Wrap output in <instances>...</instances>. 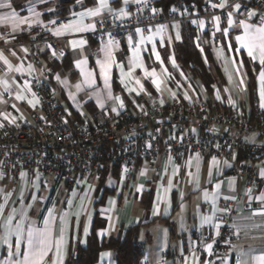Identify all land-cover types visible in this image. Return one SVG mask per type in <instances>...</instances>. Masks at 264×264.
<instances>
[{"label":"crops","instance_id":"obj_1","mask_svg":"<svg viewBox=\"0 0 264 264\" xmlns=\"http://www.w3.org/2000/svg\"><path fill=\"white\" fill-rule=\"evenodd\" d=\"M0 3L11 4L10 9H0V12L15 11L21 17L29 16L28 9L34 5L35 10L41 14L40 23L32 25L31 28L21 26L23 30L17 32H12L10 27L0 25V51L13 65V70L9 71L7 65L0 60V81L8 82L7 90L0 83V113L8 117L5 119L4 115H0V123L13 126L24 121L32 123L34 116L39 112L38 100L33 95L29 78L34 67L24 48L14 46V43L33 37L44 26L57 23V26L51 30L55 35V30L61 25L77 18L74 14L98 6V0H81L80 3L76 1L65 15L60 14L56 0H42V2L38 0H0ZM134 3L136 0H128L127 3L124 0H110L109 6L113 11L104 10L100 16L84 18L85 24H95L94 29L81 33L55 35L64 50L62 57L67 58V65L54 72L53 83L56 96L57 91L62 88L59 90L61 100L58 99L57 102L62 108L69 110L72 119L81 123L93 124L95 113L98 110H105L117 118L125 111L135 114L138 105L142 102L150 107H162L177 99H210L215 106L235 108L240 112L250 113L253 97L256 96L261 106L259 81L261 66L258 61L248 56L247 49L241 47L235 39L237 35L242 34V27L234 28L225 35L222 27L218 26L220 30L216 31L217 44H214L211 37L220 70L216 74L212 90H207L199 81L198 87L192 83L185 84L186 89L182 92L179 76L173 73L171 68H178L181 74L185 72L177 63L174 55V46L182 39L181 26L180 23H171L167 24L165 30L159 35L157 34L158 26L150 35L140 34V40L142 36L145 38L143 44L133 45L132 40L129 42V39L124 42L114 41L111 54L115 62L110 68V85L114 93L122 96L123 108L113 104L108 105L105 97H92L84 101V106L89 113L86 117V114L71 100L63 86L68 83L69 77L76 79V83L82 87L104 86L97 60L105 58V53L101 49L107 42H97L93 37L94 31L106 17L117 20L128 18L130 8ZM120 9H124L128 15H121ZM260 20L261 18L255 15L248 23L255 25L259 24ZM177 33L180 35L179 40L176 39ZM161 35L164 37L163 40H161ZM148 37L152 39L149 40ZM79 39L85 40L86 44L73 48L69 41ZM153 44L160 54L162 64L156 60L152 50ZM137 45H139L140 60L144 66L149 71L155 69L159 79L161 72L175 93L169 94L164 90L166 95L163 96L162 86L157 90L151 82L152 78L145 77L140 68H136L131 77L125 75L122 82L121 69L118 65H123L124 72L127 73ZM53 59L56 58L50 53L42 52L39 67L50 66ZM173 59L175 64L172 62ZM81 60H86L87 63L77 67L76 62ZM233 60L237 65L240 62L243 63L240 74L235 72ZM28 65H32L31 70L28 69ZM17 66L23 67L25 71L16 72L15 67ZM81 68L85 72H93L96 80L94 85H87L83 82L84 76L81 74ZM165 69H167L166 72ZM61 70L69 71L70 76L60 75ZM229 76L232 77L231 80ZM136 79L141 81L143 89L135 83ZM240 79H243V84L239 83ZM192 80L197 79L192 78ZM129 89L134 90L129 91ZM17 94L23 95L24 99H16ZM30 100L33 103H29ZM113 108L116 110L113 111ZM13 118L15 122H12ZM246 141L249 144L264 147V136L262 135H250ZM212 158L208 155L190 154L183 156L179 161H172L160 156L156 168H153L147 159H143L130 176H121L115 170L106 171L101 177L90 176L73 194L71 207L66 211L63 208L65 192L63 181L47 184L44 182V177L39 175L29 177L24 174L18 178L0 176V206L3 208L0 212V236L4 234L5 220L12 214L13 225L23 222L22 252L27 244L28 228H45V220L49 219V209H52L47 227L55 238H59L63 230L65 240L63 264L79 245H86L95 222L104 223V226L96 227V235L100 241L110 237H123L130 228L138 226V241L144 247L141 261L149 264H204L201 255L196 250L197 243L190 238L191 232L199 230L202 233H208L214 230L224 210V204L228 200L239 198L242 202H248L250 208L245 209L242 204L237 206L238 213L234 224L239 231V239L232 246L229 256L220 264H237L236 258L249 260L251 255H257L264 250V215L253 214L264 208V202L257 199V197L264 196V185L249 187L244 176L237 178L231 175L229 173L233 163L231 157L229 159L215 157L219 161L216 166L211 165ZM252 164L254 169L261 174L264 171V156H256ZM169 180H171L172 187L166 192ZM217 184L220 185L219 188H216ZM205 191L210 196L213 193L216 194L215 203L211 199L204 198ZM158 194L161 197L159 200L157 199ZM146 200H149L147 205ZM155 207H158V212L154 215ZM205 216L213 217L211 224L201 223ZM61 217H65L66 224L62 222ZM86 226L88 232L85 235ZM10 240L13 244V252H15L16 237L13 235ZM206 251L210 252L207 247ZM104 253L110 255H103ZM241 253L248 255H241ZM166 254L168 257H165ZM7 258L8 247L0 242V262ZM54 258L53 250L46 257L47 264H52ZM96 264H117V253L111 249L102 250Z\"/></svg>","mask_w":264,"mask_h":264},{"label":"built area","instance_id":"obj_2","mask_svg":"<svg viewBox=\"0 0 264 264\" xmlns=\"http://www.w3.org/2000/svg\"><path fill=\"white\" fill-rule=\"evenodd\" d=\"M156 1L134 3L126 19L104 18L93 37L97 42L109 39L124 42L131 36L136 45L140 43V34L150 35L157 26H164V31L167 24L196 21L194 24L199 26L203 21L204 29L217 44L218 26L228 31L240 28V20L250 21L247 15L250 11L259 18L264 17V0H226L224 8L212 7L222 0H179L166 10L157 6ZM236 3L241 4L238 11L234 7ZM153 8L157 11L153 12ZM228 12L233 13V26L227 23ZM216 16L220 17L219 22L214 20ZM56 26L57 23L44 26L33 37L14 43L27 49L34 67L29 78L39 112L32 123L24 121L14 126L0 123L3 125L0 126V176L18 178L24 173L29 177L42 176L47 184L64 181L65 211L70 209L69 201L88 177H101L110 170L130 176L143 159L156 168L160 156L172 161L190 154L231 157V175L244 176L249 187L264 185V176L252 164L256 156H264V147L246 141L253 134L264 136V108L256 96L250 113L215 106L207 100L177 99L162 107H150L142 102L135 114L125 111L117 118L98 110L93 124L78 122L57 102L53 68L39 67L42 52L55 58L64 55L58 38L51 32ZM239 204L250 208L248 202L239 198L228 200L218 218V230L191 232L190 238L197 243L196 250L204 264L223 262L239 239L234 224ZM208 244H212L209 253Z\"/></svg>","mask_w":264,"mask_h":264},{"label":"snow or ice","instance_id":"obj_3","mask_svg":"<svg viewBox=\"0 0 264 264\" xmlns=\"http://www.w3.org/2000/svg\"><path fill=\"white\" fill-rule=\"evenodd\" d=\"M38 2H42V0H38ZM78 3L81 2V0H77ZM125 3L128 2V0H124ZM137 3H144L145 0H136ZM110 0H98V6L93 7V8H87L85 11L74 14L77 18L69 21L67 24L61 25L58 29L55 30V35L60 36L64 33H81L84 31H88L91 29L95 28V24H85L84 23V18L85 17H97L100 16L101 13L104 10L108 11H113V9L110 8ZM226 6V0H222V2L219 5L213 4L212 7H220L224 8ZM235 9L238 11L241 8L240 3H236L234 5ZM10 9L11 4L9 3H0V9ZM28 11L30 12L29 16H24L21 17L17 12L15 11H6V12H0V25H3L5 27H10L12 32H17L19 30H23L21 26H27L28 28H31L32 25L40 23V12L35 10L34 5L30 6ZM153 12H156L157 10L155 8L152 9ZM120 13L123 16H127L128 13L124 11V9H120ZM248 18L250 19L251 17L255 16V12H248ZM214 20L219 22L220 17L216 16L214 17ZM54 23V22H53ZM193 23H196V21H193ZM200 26H204V22L200 21ZM227 23L229 26L234 25V20H233V13L228 12V18H227ZM239 27H242L243 32L240 35H237L235 37L236 41L239 42L241 47L247 49L248 56L254 60L258 61L261 70L259 72V81H260V98H261V107H264V17H261V20L259 24H251L248 23L246 20H240L239 21ZM164 26H160L158 29L157 34H161L163 32ZM217 30H220L219 27H217ZM137 32H140V29H136ZM223 33L225 35L228 34V28L223 29ZM163 36L161 35V40H163ZM144 37H141L140 44L144 43ZM147 39L151 40L152 37H148ZM176 39H180L179 33L176 35ZM132 37H129V42H131ZM69 43L72 45L73 48L76 47H82L83 45L86 44V41L83 39L79 40H71ZM114 44V41L112 39H109L107 43L104 45V47L101 49L105 53V58L103 60H97V64L100 67V72L103 77V82H104V88L107 90V96L109 98H114L115 100L120 102V107H123V100L119 97H113L112 96V90H111V85H110V68L112 64L115 62L114 57L111 54V48ZM51 47V45H49ZM153 52L155 54L156 60L160 61L161 64L163 61L161 60L159 52L155 50V44H153ZM202 50V49H201ZM26 52L27 49H24ZM55 50H53V55H55ZM63 54V53H61ZM223 54L222 49H221V55ZM15 55V53H13ZM0 60L4 62L5 65H7L8 70L11 71L13 70V65L11 62L8 60L7 56L3 54L2 51H0ZM173 64H175V61L173 59ZM86 60H81L77 61L76 65L77 67H81L82 64H86ZM234 65V70L237 74H240V70L243 67V63L240 62L239 65L236 64V61H232ZM130 67L128 68L127 73L124 72L123 65H118L121 69V77H122V82H123V77L125 75L131 77L132 73L135 71L136 68H140L143 70L145 77L152 78L151 82L157 90L160 89L161 86V80L157 77V73L155 69H152L151 71L148 70L143 64V62L140 60V48L139 45L136 46L133 52V57L130 60ZM28 69H32V65H28ZM16 72H23L25 69L21 66L15 67ZM165 72L167 69L164 70ZM81 74L84 76V83L87 85H94L96 83V80L94 78V74L91 71L85 72L83 68H81ZM59 79V77H57ZM229 79L231 80L232 77L229 76ZM0 83L3 84L4 88L7 90L8 89V82L6 80L0 81ZM135 83L137 85H140V88L143 89V85L141 84V81L139 79L135 80ZM240 84H243L244 81L243 79H240L239 81ZM81 87L80 84L76 85V88L79 90ZM134 89H129V91H133ZM35 95V94H33ZM98 95V94H97ZM174 95V94H173ZM16 99L22 100L24 99L23 95L17 94ZM231 103V101H229ZM29 103H33V101H29ZM163 103V101H161ZM103 106V105H101ZM15 107V105H13ZM116 109L113 108V111ZM0 115H4L5 119H7V115L0 113ZM14 118H13V121ZM0 126H3L0 124ZM219 161L213 157L211 161L212 166L218 165ZM227 163V162H225ZM189 164H191V161H189ZM198 167V165H197ZM211 174V172L209 173ZM23 176L24 173H21ZM189 175L191 176L192 173L190 172ZM261 175L264 176V171L261 172ZM172 187L171 180H169L168 183V188L165 189L167 192L170 190ZM220 185L217 184L216 188H219ZM204 198L211 199L213 203H215L216 199V194L213 193L210 194L205 191L204 193ZM157 199H161L160 195L158 194ZM257 199H260L262 202H264V196L257 197ZM69 203H71L69 201ZM3 211L2 206H0V212ZM158 212V207L154 208L153 214L155 215ZM51 213L52 209H49V219H51ZM254 215L259 214V215H264V208L259 209L256 213H253ZM13 215L10 214L7 219L5 220V223L3 225L4 227V234L0 236V242H2V245H7L8 247V258L5 259L4 261L0 262V264H47L46 257H48L49 252H52L54 250L55 252V258L52 259V264H63V248L65 245V240L63 237V230H62V235L59 238L53 237L50 229L47 227L49 223V219L45 220V225L46 227L43 229H36L33 227H29L27 231V244L25 249L21 252V241L24 238V226L23 222L18 223L16 225H13ZM62 222L66 224L65 217H61ZM213 221L212 216H205L202 218L201 223L202 224H211ZM217 230L220 228V225L217 223L215 225ZM85 235L88 232L87 226L84 228ZM16 237L15 240V252H13V244L11 243L10 238L12 236ZM207 249L210 251L212 249V244H208ZM103 255H110L109 253H104ZM195 255V254H193ZM241 255H248L247 253H241ZM237 264H264V250H262L259 254L257 255H251L249 260H238Z\"/></svg>","mask_w":264,"mask_h":264},{"label":"trees","instance_id":"obj_4","mask_svg":"<svg viewBox=\"0 0 264 264\" xmlns=\"http://www.w3.org/2000/svg\"><path fill=\"white\" fill-rule=\"evenodd\" d=\"M76 1L56 0L60 14H67ZM177 1L179 0H157L156 4L166 10ZM180 26L182 39L174 46L175 59L191 78L200 81L210 91L216 81V74L220 71L211 36L204 27L197 26L192 22H182ZM66 65V57L53 59L50 64L54 72ZM207 101L212 104L210 99ZM148 202L149 200H146L145 204L147 205ZM98 226H104V223H94L86 245H79L68 256L64 264H96L100 252L104 249H111L117 253V264H139L141 262L144 247L138 241V226L130 228L123 237H110L103 241H100L96 235Z\"/></svg>","mask_w":264,"mask_h":264},{"label":"rangeland","instance_id":"obj_5","mask_svg":"<svg viewBox=\"0 0 264 264\" xmlns=\"http://www.w3.org/2000/svg\"><path fill=\"white\" fill-rule=\"evenodd\" d=\"M171 68L173 70L172 72L176 73L179 76V84L181 85L182 92H183L184 89H186L185 88V84L188 85V84L192 83V84H194L197 87H198V84H200L198 80H192L190 75L186 74V72L183 71L184 73L181 74L180 70L178 68H174V67H171ZM59 74L60 75H66L68 77L70 76V72L69 71L61 70V71H59ZM160 80H161V86L163 88V90L161 89L162 90L161 92H162L163 96L166 95V94H164L165 91L167 93H169V94L170 93H175V90L164 79V75L161 72H160ZM76 82H77L76 79H73V78L69 77L68 83H66V85H64L63 87L67 91V93L69 94L71 100H73L75 102L76 106L79 109H81L86 114V117L89 116V113L87 112V110H86V108L84 106V101H86L88 99H91L92 97H98V96H100L102 98L105 97L107 103H109L108 105H112L113 104V105L118 106L121 109L123 108V107H120V102L119 101L115 100L114 98H109L107 96V90L104 88V86L103 87H89V86L82 87L81 86L80 89L78 90L76 88V85L78 83H76ZM59 87H61V86L59 85ZM188 88H190V87L188 86ZM60 89H62V88H60ZM59 90L57 91V96L55 94L57 101H58V99L61 100L60 96H59ZM112 96L113 97L119 96L122 99V96L120 94L114 93L113 90H112ZM63 183H64V181H63Z\"/></svg>","mask_w":264,"mask_h":264}]
</instances>
